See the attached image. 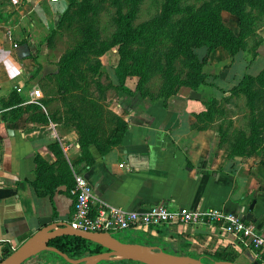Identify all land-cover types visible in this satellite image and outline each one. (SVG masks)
Returning <instances> with one entry per match:
<instances>
[{"label":"crops","instance_id":"1","mask_svg":"<svg viewBox=\"0 0 264 264\" xmlns=\"http://www.w3.org/2000/svg\"><path fill=\"white\" fill-rule=\"evenodd\" d=\"M65 3L0 0V257L40 225L68 222L75 173L86 177L96 200L105 204L137 211L159 202L170 208L211 206L241 213L264 235V144L251 153L230 154L223 145L221 118L215 113L210 119L201 116L208 100L222 105L227 100L223 93L244 72L255 75L262 68L264 30L258 31L254 52H234L224 63L211 52L202 64L205 82L195 88L180 85L166 96L113 92L102 108L110 115L103 114L105 131L94 134L83 127L101 139L119 118L124 122L120 140L103 153L89 143L87 161L80 152L78 129L51 125L52 100L37 81L40 72L49 70L35 69L36 62L42 64L36 52H49L53 16H59ZM20 42L32 54L18 58L13 43ZM31 88L41 91L39 104L26 101ZM229 99L233 104L234 98ZM35 156L46 165L38 167ZM34 185L43 193L36 194ZM130 229L190 255L249 261L242 244L213 225L171 222ZM36 255L24 262L31 263Z\"/></svg>","mask_w":264,"mask_h":264},{"label":"rangeland","instance_id":"2","mask_svg":"<svg viewBox=\"0 0 264 264\" xmlns=\"http://www.w3.org/2000/svg\"><path fill=\"white\" fill-rule=\"evenodd\" d=\"M203 1L177 0L179 8L183 9L174 13L171 19L177 18L180 14H186L188 9L184 8H195ZM65 2L59 12V23L56 24V21L55 28L50 30L47 35V43L50 45L49 52H36L42 64L39 65L36 62L35 69L38 70L41 66H46L50 71L48 73L40 72L37 81L48 94V98L52 100L53 106L50 108L52 112L48 116L52 120V124L56 123L55 127H75L77 129L85 125L92 133H101L105 131L103 125L107 119L105 117V120L102 121L103 114L110 116L107 111H102V108L113 96V92L119 90L114 75V66L118 59L117 44L109 45L100 53L92 52V49H89L87 52H77L72 55V50L84 40H88L87 44H90L92 48L97 46L99 41L109 40L115 27L116 7H120L122 12L132 10L134 16L131 23L136 24L159 12L163 0H73L68 7L66 6L68 0ZM210 3L216 4V10L223 26L234 34L241 32L242 44L235 52H254V46L259 43L258 31L264 30V9L259 3L255 0H240L239 19L235 13L219 7L218 0H210ZM175 30L176 27L172 23L151 29L154 34V38L151 40L157 47L172 49V52H152V59L158 56L163 57L164 54L172 59L171 69L174 75L172 87L181 85L187 81L189 76H192L190 69L181 62L183 45L175 38ZM194 31H199V33L189 35L183 44L189 41L195 42L191 48L198 60L203 59L202 64L206 63L211 52H217L218 61L222 60L223 63L225 58L234 54L230 53L228 49L229 40L224 41L222 38L213 37L207 41L199 27L192 28V32ZM131 63V58L125 59L128 70H130ZM59 64L63 65L62 71L54 75L53 72ZM36 70H34V74ZM161 81L162 75L159 71L151 73L145 81H140L138 74L128 71L124 85L131 92L146 89L149 93L156 94ZM227 90V93H223V97L227 100L222 105L214 104L211 112L208 113V119L214 113L221 118L223 145L229 147V143L233 141L238 131H248L247 120L250 113L244 102L243 93L232 91L230 88ZM230 97L234 98L233 104H228ZM231 113L235 114L233 118L229 117ZM125 230V234L131 240L157 244L155 239L147 235ZM113 233L120 232L113 231ZM165 249L170 250V247ZM241 252L242 250L239 251V253ZM30 262H23V264L64 263L48 250L38 252ZM130 262L129 260H123V262L116 260L111 264H129ZM244 264L252 263L249 260L248 262L244 261Z\"/></svg>","mask_w":264,"mask_h":264},{"label":"trees","instance_id":"3","mask_svg":"<svg viewBox=\"0 0 264 264\" xmlns=\"http://www.w3.org/2000/svg\"><path fill=\"white\" fill-rule=\"evenodd\" d=\"M72 1L73 0H68L66 6L68 7ZM255 1L259 3L262 9H264V0ZM218 2L219 7L235 13L239 19L240 0H218ZM182 9L179 8L177 0H163L159 12H156L155 14L144 20H141L136 24H132L131 19L134 16L133 11L129 9L127 12H122L120 7H116V15L114 14L115 27L109 37V40L99 41L97 46L93 48L90 44H87L89 42L88 40H84L79 44L78 47H75L72 50V55L76 54L77 52H87L89 49H92V52L100 53L103 52L109 45L117 44L118 59L114 66V75L118 84L117 88L127 93L131 92V90H129L124 85V80L128 71L138 74L140 81H145L151 73L159 71L162 75V81L155 95L166 96L174 92L176 88L180 86H171L172 82L174 81V75L172 74L171 69L172 59L168 58L167 54H164L163 57L158 56L155 59H152V52H172V49H169L168 47H157L151 40L154 38V34L151 32V29L152 27H158L167 23H172V25L176 27L175 38L178 39L181 45H183L181 48V62L190 69V73L192 75L189 76L187 81L181 83V85H187L190 88H195L199 83L205 82V73L202 71L203 59L198 60L191 48V45H195V42L189 41L183 44L189 35H195L196 33H199V31L192 32V28L199 27L201 33L205 34V40L207 41H210V39L213 37L222 38L224 41L229 40L228 49L230 53H234L241 46V32L234 34L222 25L220 22L219 13L216 10V4H211L210 0H204L199 6L195 8H184L185 10L188 9V12L186 14H180L177 18L172 20V15ZM59 20L60 18L57 20L56 24L59 23ZM126 58L132 59L130 70L127 69L125 64ZM62 66V64L57 65L53 74L57 75L60 73L62 71ZM230 90L243 93L244 102L248 107L250 114L247 120V133L242 130L237 132L233 141L229 143V153H251L259 144H264V65L255 75L244 72L238 82L232 86ZM138 91L140 94L153 95L146 89ZM19 100L21 101V98L15 97V101ZM214 104H216V100L214 98L208 100L207 109L201 113V116L208 117V113L211 112ZM114 120L115 126L110 130V133L106 137L101 139L92 137L82 126L77 128L79 131L78 143L80 152L87 159V161H89V152L87 147L89 143H93L99 152L103 153L109 148L111 144L117 143L120 140L121 132L124 129V122L116 117ZM35 161L38 167L41 164L46 165V163L38 156H35ZM34 189L36 194L43 193L38 190L35 185ZM128 230L131 229L128 228ZM118 232L120 233L113 234L121 240H131L125 234V229L118 230ZM132 232L141 233L140 231L133 230ZM147 236L155 239L158 245L164 246L165 248L169 247L167 242L151 235ZM47 243L54 245L59 250L65 252L69 257H78L86 253H93L103 249L102 246L95 242L71 234H60L53 236L48 239ZM168 251H171V248ZM8 252L9 250H6L5 254ZM53 253L56 257L61 259L58 254L55 252ZM201 255L206 261L209 257L220 258L218 254L203 253ZM116 260L123 262V260L127 259ZM116 260H99L96 262V264H111ZM62 261L64 262V260ZM129 261H131L129 264L136 263L132 260ZM20 264H23V262Z\"/></svg>","mask_w":264,"mask_h":264},{"label":"built area","instance_id":"4","mask_svg":"<svg viewBox=\"0 0 264 264\" xmlns=\"http://www.w3.org/2000/svg\"><path fill=\"white\" fill-rule=\"evenodd\" d=\"M14 88L20 89L18 86ZM40 96L39 88H31L26 101L39 104ZM73 181V208L68 220L73 228L118 231L135 227H155L171 222L194 226L213 225L234 236L244 248L249 250L258 264H264V235L239 212L211 206L170 208L163 202L151 204L140 211L125 209L97 201L91 184L83 174L75 173Z\"/></svg>","mask_w":264,"mask_h":264},{"label":"water","instance_id":"5","mask_svg":"<svg viewBox=\"0 0 264 264\" xmlns=\"http://www.w3.org/2000/svg\"><path fill=\"white\" fill-rule=\"evenodd\" d=\"M57 19L58 14H55L53 21L56 22ZM14 52L18 58L32 54L26 42L14 45ZM60 234L80 236L99 244L103 249L78 257H69L65 252L47 243L49 238ZM42 250L55 252L66 264H95L99 260L116 259L132 260L136 262L134 264H239L226 258L209 257L206 261L202 255L194 256L175 249L168 251L164 246L147 242L121 240L113 231L73 228L63 220H52L37 227L17 246L1 256L0 264H20ZM243 253L252 264H258L247 248H244Z\"/></svg>","mask_w":264,"mask_h":264},{"label":"flooded vegetation","instance_id":"6","mask_svg":"<svg viewBox=\"0 0 264 264\" xmlns=\"http://www.w3.org/2000/svg\"><path fill=\"white\" fill-rule=\"evenodd\" d=\"M62 264H66L65 262L64 263H62ZM96 264V263H95Z\"/></svg>","mask_w":264,"mask_h":264}]
</instances>
